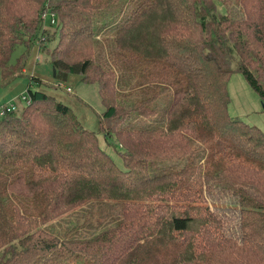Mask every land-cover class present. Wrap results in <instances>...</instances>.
Segmentation results:
<instances>
[{"label": "trees", "instance_id": "16d2710c", "mask_svg": "<svg viewBox=\"0 0 264 264\" xmlns=\"http://www.w3.org/2000/svg\"><path fill=\"white\" fill-rule=\"evenodd\" d=\"M45 13L55 79L98 85L124 167L31 78L0 117V264H264V132L229 116L226 88L240 72L264 100V0H0L6 83ZM209 185L232 192L241 241Z\"/></svg>", "mask_w": 264, "mask_h": 264}, {"label": "rangeland", "instance_id": "374dc122", "mask_svg": "<svg viewBox=\"0 0 264 264\" xmlns=\"http://www.w3.org/2000/svg\"><path fill=\"white\" fill-rule=\"evenodd\" d=\"M41 22H43L42 18ZM56 26L57 22L56 24L43 22L45 36L38 35L34 43L29 44L30 47L25 44L17 46L11 64L16 68L19 63L24 65L23 75L21 73L20 76L11 79L10 83H6L0 69V107L11 103H21L22 98L28 96L29 80L31 78L41 79L43 85L39 87L34 85L32 90L56 97L58 101L70 107L83 127L99 134L100 146L123 168L124 162L118 154L122 151L121 147L117 144L109 146L101 131L100 119L107 111V106L103 103L98 85L84 83L82 78L75 74H70L68 80L59 85V81L54 77L49 56L41 50L45 45V52L53 53L58 47L59 38L56 34ZM68 88L71 92H67ZM226 88L229 97L227 106L229 116L256 126L264 132V100L249 86L245 76L240 72L233 73L227 80ZM210 185L207 187L210 191H207L206 202L223 220L227 237L234 238L237 242L241 241V216L239 210L234 207L236 202H234L232 192H223L217 187L213 189Z\"/></svg>", "mask_w": 264, "mask_h": 264}, {"label": "built area", "instance_id": "2783aa9c", "mask_svg": "<svg viewBox=\"0 0 264 264\" xmlns=\"http://www.w3.org/2000/svg\"><path fill=\"white\" fill-rule=\"evenodd\" d=\"M42 20L45 23L51 22V24H56V18L54 14L45 13L42 15ZM67 92H71V90L68 88ZM28 101V96H25L22 98V102L26 104ZM18 103V102H17ZM17 103H11L10 105H4L0 107V117L5 116L7 113H12V111H16L18 109Z\"/></svg>", "mask_w": 264, "mask_h": 264}]
</instances>
